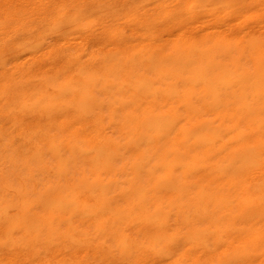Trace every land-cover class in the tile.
I'll return each mask as SVG.
<instances>
[{"label":"bare ground","instance_id":"1","mask_svg":"<svg viewBox=\"0 0 264 264\" xmlns=\"http://www.w3.org/2000/svg\"><path fill=\"white\" fill-rule=\"evenodd\" d=\"M58 1L54 2L55 5L61 4ZM161 1L163 2V0ZM161 1L159 0L155 4L154 0L155 5L151 10L149 7L143 10L138 9L140 4L135 7L131 3L132 0H120L121 5L110 7L116 11H113L116 13L115 16L123 8L126 10L123 11L124 14L121 11L120 13L123 15L120 14V16L126 17L124 19L127 24L131 22L132 27L123 28V30L128 34H130L129 32L132 34L133 29L136 28L139 29V32L140 29L144 30L148 36L146 37L144 33L143 36L146 37L144 39L149 40L144 44H140V40L134 35H127L122 29L115 28L112 23L114 21L109 19L114 18L115 20L114 14L111 13L110 16L113 18L107 16L105 18L107 21L103 26H106L105 23L108 21H112L109 24L113 26H109V24L104 26L105 32H99L101 33L99 34L95 31L97 28L94 25L100 23L95 22L93 26L96 29L94 30L93 27L90 29H93L97 35L95 32V35H91L93 32L90 34V29H87L88 32L84 34V37L85 35L88 37L89 34L93 37L89 41L90 35V37L82 39L83 44L86 45L90 42L92 45V51L87 53L90 57L86 62L83 61L84 57H82L83 60L80 59V56L76 58L77 56L75 57V54L70 52L74 49L71 48V45L69 51L62 52L61 50L60 54L55 48L54 51L57 55L51 50L56 58L59 57L61 60L63 55L62 57L66 60V62L57 60L63 65L58 67L59 63L55 64L56 71H64L71 65L72 73L74 72L73 74L77 77L78 74L81 77L84 74L86 76L90 74L82 81L78 80L77 83L71 80L68 83L69 89L77 87V84V90L81 91L89 84L95 87L103 82V91L109 86L110 91L120 95L119 110L125 118L124 128L129 141V149H127L130 150L131 156L129 158L128 154L127 157L130 159V174H132L128 181L130 189L123 195L125 209L106 211L109 206L105 200H101L92 205L93 208L98 209V214L89 216L86 211H83V204H75L73 207H69L68 216H53L49 213L48 216H41L46 220L41 224L31 222L20 226L21 237L19 240H27L33 250H37L41 246L49 250L52 247L55 248L57 252L50 257H52V261L55 259L60 264H91L93 260H96L94 258L96 255L105 259L115 250L103 242L93 244L92 236H96L95 239L100 236H103L104 239L110 237L114 241L117 251L127 257L128 264H137L138 257H140V264H159L158 262L160 264H264V186L251 191L248 188L253 179L264 180V0H226L227 7L219 15L216 14V9H207L203 6L207 0H194L203 7L201 6V9L193 12H190L188 8V11H185L189 1L186 5L184 4L186 2H183L185 0H176L179 4L175 5L176 7H168L169 10L162 5ZM15 2L11 4H15ZM17 2L22 1L17 0ZM83 2L88 3L86 0H83L82 4ZM101 2L97 3V10L102 9ZM27 3L32 5L35 2ZM165 3L168 4V0L164 1ZM21 4L16 5L24 6ZM40 5L38 4L39 7ZM52 5L51 7L54 8ZM95 5V3L92 4V7ZM38 6L36 5V8L33 5L36 10L39 8ZM41 6L43 8V5ZM65 7L68 8L67 5ZM3 8L5 7L3 6ZM5 9L3 11L8 10ZM14 9L17 10L15 13L19 10ZM30 9L32 10L31 7ZM45 10L41 12L46 13ZM72 11L69 12L71 16L73 15ZM34 12L36 17L38 13ZM82 12L86 11L82 10ZM5 13L7 15V12ZM20 14V12L19 15L16 14L19 19ZM90 14L84 16H87L86 18L89 20ZM53 15L54 18L57 13L54 12ZM8 16L6 17L8 18ZM44 16L43 14V19ZM46 16L49 17V15ZM38 17L40 19L41 16L38 15ZM52 17L47 19L51 22ZM65 17L64 15L63 19ZM83 17L81 18L85 19ZM121 17L120 19H122ZM29 18L31 19L32 16ZM162 18L165 20L163 23H161ZM9 20L8 22L11 21ZM137 21L139 22L136 23ZM99 22L101 21L99 20ZM158 22L164 26L162 30ZM198 22H202L200 24L206 27L203 28L209 30H205L206 32L202 30L198 27ZM26 24L25 22L23 25L26 26ZM48 24L50 25V23ZM172 24H174L172 28L175 27V24L178 25L176 26L178 28L176 36L172 35ZM69 26L70 30L76 27L74 23ZM85 27L87 26L85 25ZM13 28L15 29V27ZM243 28L247 29L243 32L246 36V44L240 47L238 41L239 46L237 47L234 39L241 41L238 35L239 31L242 33ZM44 30L46 29L44 28ZM75 31L78 34V40L79 30ZM165 33L167 37L163 39L162 36ZM9 34L7 36L10 37ZM7 36L1 37L2 40L5 38L4 40L7 41ZM22 39L24 38L22 37ZM64 39L60 40L65 41L67 38ZM11 41L14 46V40ZM30 41L27 45H30ZM78 41L79 44L73 43L80 46L81 41ZM5 43L2 47L7 46L8 49L9 46ZM55 43L58 42L55 41ZM52 44L54 45V40ZM52 44L51 46H53ZM107 46L110 48H106ZM10 47L12 48V46ZM59 47L61 49V46ZM83 48L85 49V47ZM83 48L81 49L84 50ZM76 51L78 52V50ZM51 52L48 53L51 54ZM86 52L84 56H86ZM13 53L16 54L15 51ZM37 56L42 58L39 54ZM42 56L44 57V55ZM52 58L50 57V59ZM40 59L39 63L42 61ZM49 63L51 65V62ZM32 64L36 63L33 61ZM46 64L42 63L43 66ZM36 66V68L39 67L38 64ZM49 69L54 70V67ZM49 69H46L48 73ZM37 70L40 72L41 69ZM53 70L50 71L55 72ZM100 75L105 76V79L100 80ZM118 75L120 77L124 75L126 78L123 77L124 79L119 82L117 81ZM54 77L56 78V76ZM107 77L112 79L108 80ZM21 85L20 82H12L11 89H16ZM84 92L81 91L75 95L82 96ZM79 96L67 100V103L69 106H75L78 111H84ZM114 109L112 104L109 105L110 115L113 114ZM70 117H72V121L75 120V116L74 118L69 116L68 122L71 121ZM66 119L68 118L66 117ZM77 122L76 120V126ZM59 126L61 127V125ZM83 126H86L85 123ZM89 131L86 132L90 135ZM91 132L93 133V131ZM87 134H84L81 140L87 148H78V151L95 166L101 160L100 156L107 150L108 145L104 142L103 135L100 140L103 143H100V141L96 142V139L93 140L94 142H90L91 136L88 137ZM27 148L29 149L30 146ZM14 151L17 154L16 150ZM34 154L37 155L35 152ZM18 157L21 160L20 164L29 169L26 164L27 154L20 151ZM92 191L89 192L92 193ZM92 194L94 195V193ZM15 227V217L7 216L0 208V234L4 233L7 236V242L11 245L15 244L11 236ZM127 229L132 230L137 237H140V245H136L124 237ZM76 246H80L77 255H75ZM18 247L20 249V246ZM31 248H28V251ZM88 248L93 250L92 257L86 259L85 253ZM17 249L15 250L17 251ZM19 249L16 252L13 248L15 253L20 252ZM62 249L66 251L67 257L60 256L59 252ZM15 253L13 252V254ZM18 255H14V257L17 258ZM3 256L5 257L4 254ZM17 259L19 262L20 260L27 262L22 256ZM29 259L31 258L29 257L27 260ZM37 259L40 262L39 256ZM6 264H8L7 260ZM26 264L31 263L27 262Z\"/></svg>","mask_w":264,"mask_h":264},{"label":"rangeland","instance_id":"2","mask_svg":"<svg viewBox=\"0 0 264 264\" xmlns=\"http://www.w3.org/2000/svg\"><path fill=\"white\" fill-rule=\"evenodd\" d=\"M0 1H1L0 2V6H1L0 7V13H1L0 14V41L2 40L3 37L7 36L9 34V32H11L9 34L10 37L9 36L6 37V40L10 44L5 43V42H7L4 40L5 38L2 40V42H0V44H1L0 45V99H1L0 100V123H1L0 124V137H1L0 138V208H1V211L4 212L7 216H14L15 221H16V227L14 228V232L11 235L13 238L12 240L15 241V244L11 245L10 243L7 242V236H5L4 233L0 234V236H1L0 256L2 255L0 257V264H6V260H7L8 264L10 263L11 260L12 261L10 264H15V263L19 264L21 262V260H20L21 258L19 259L20 262L18 261L17 258H19L21 256L23 257L24 260H26L28 263H31V264H40L42 261H44L45 263L42 262L41 264H46V263L47 264H60L54 258H53L54 260L52 261V257H50V255L55 254L57 252V250L55 248L52 247L49 250V249H46L44 246H41V247H39V249L37 248V250H33L31 248L32 245L29 242H27V240L20 241L19 240V238L21 237L20 226H22L24 224L31 223V222L41 224V223H43V221H46L44 219L45 217H41V216H48L49 213L52 214L53 216H68L69 215V207L70 206L73 207L75 204L76 205L83 204L84 205V206H82L83 211H86L89 216H95L98 214V211H97L98 209L93 208L92 205L96 201H101V200H105L107 203V206H109L108 209L106 208L107 209L106 211H108L109 209H111V210L113 209L114 211L123 210V209H125V202H124L123 195L125 192H127L130 189V187L128 185V181L131 179L132 174H130L131 173L130 161H129L130 159H128V157H127L128 154H129L128 155L129 158L131 156H130V150H128L129 149L128 148L129 141H128V138L126 135V130L124 128L125 118L123 117L122 112L119 110L120 95L113 92V91H110L109 86H107L105 88V90L103 91V89H102V86H104L103 82H101V84L96 85L97 87L96 86L92 87L89 84L86 88L81 90L83 92L85 91L82 96H79V94L75 95V93L81 92L80 90H77L78 85L76 84L77 87H74L73 89H69L68 83L71 80L74 81L75 83L82 81L83 79L88 77L90 74L88 76H86V74H84V75L81 74L83 78L78 74V77L80 76V78L78 79L77 75L73 74L74 72L72 73L73 67L71 65L68 66L64 71H56L57 66H54L55 64L57 65V63L62 62L63 60L66 62L64 57H62L63 55L61 56V60L59 57L56 58V55H57V53L60 54L61 50H62V52L69 51V48L72 46L71 48H74V49H72L73 51L70 50V52L75 54V57L77 56L76 58H79V56L81 57L80 59H82V60L85 58V60H83V61L86 62L88 60V57H90V56H88V54H89V52L92 51V45L90 42H88V44L86 43V45L83 44L84 41L82 42V39L87 37L86 35L84 37V34H86L90 28L93 27V29H94V26H95L97 28V30H95L96 28L94 30L97 33H99V32L104 33L105 32L104 28L109 23H111L112 21H114L112 23H114L115 28L122 29V30H123V28L127 29L129 27H132V23L129 22L128 23L129 25H128L127 21L124 19L126 17L122 16L125 13L123 11H126L124 8L121 10L123 14L120 13L121 11L119 13H117V16H120V14H122L121 15L122 17L121 16L120 17L124 21L122 19H120V17L115 16L116 13H114V12H116V11H114V10H112V8H110L114 5H116V6L121 5L122 3L120 2V0H109V1L103 0V2H101L102 0L101 1L99 0V2H97V0H91V1L86 0L89 3L88 8H87V6H88L87 2H83V4H82L83 0L82 1L81 0L80 1L79 0H76V1L67 0L69 2V4L67 1L64 2L65 0H62L63 2L61 0H59L62 5L60 3L59 4L62 7L58 3L56 4L57 6L55 5L54 2H57L58 0H55V1L45 0V2H44V0H42V1L30 0L33 3L34 2L37 3V4L34 3L32 5L27 3V2H30L29 0H26V1L25 0L24 1L18 0V1H22L19 3L17 2V0H9V1L8 0H6V1L0 0ZM14 1H16L15 4H11ZM50 1H52L53 3H51ZM70 1H71V3L74 1L72 3L73 5L70 3ZM77 1H78V4H76ZM132 1L133 2H131V3H133V6H135V7L140 4L139 5L140 7L139 6L137 7L138 9L140 8V10H143L144 8L146 9L147 7H149V9L151 10L154 7V5L157 3V1L159 2V0H155L156 2L154 4V0H132ZM164 1H167V0H163V2L161 1L163 3L162 5L165 6L166 8H168V7L171 8V6L176 7L179 4V2H177L176 0L175 1L172 0L171 3H170V0H168V4L167 3L164 4ZM188 1H189V4L187 5ZM48 2L51 4H49ZM93 2L96 5L92 7V4L94 5ZM96 2L98 4H100V2H101V4L103 5L102 9L97 10L96 6H98V4ZM109 2H110V4H109ZM183 2H186L184 4L187 5L186 10H185L186 12L188 11V9L190 12H193L194 10L198 11L199 9H201V6H202V5H200L199 2L197 3L194 0L193 1L192 0H185ZM183 2H181V3H183ZM40 3H41V5H43V8L40 5ZM64 3H67L66 5L68 8L65 7L66 5ZM85 3H87V4H85ZM16 4H21V5L24 4L25 7L19 6ZM38 4L40 5L41 8L38 6ZM52 4L54 5V8L56 6L57 9L56 8L54 9L53 7H51ZM74 4H76V5H74ZM226 4H227L226 0H207L203 6L207 9H216V14L219 15L221 13V11L227 7ZM33 5H35V7L37 5L40 8V12L45 10L46 8H48V9H46L47 11L45 10L46 13H43V12L40 13L39 8L36 10L37 7L35 8V7H33ZM3 6L8 10L3 8ZM29 6L32 8V10L30 9ZM11 7H13V8H11ZM44 7H46V8H44ZM122 7H124V6H122ZM14 8H17L20 11L18 10V12L15 13L17 10L15 11ZM169 8H168V10H169ZM4 9L6 11H3ZM11 10H12V12H11ZM52 10L55 13H57V16H55L56 18L52 17V16H54L53 15L54 12ZM58 10H59V14H58ZM64 10H66V11L64 12ZM71 10H73L72 16H71V13H69V12H71ZM82 10L86 11L87 13L82 12ZM34 11H37V13H38V14L36 13L37 14L36 17H38V15H40L42 18L41 17H40V19H39V17L36 18ZM5 12H7V15ZM19 12L21 13L20 16L23 19H25L26 21L23 19L21 20V17L19 19V16H16V14L19 15ZM47 12H48V14H47ZM60 12H62V13H60ZM88 12L91 13L89 16H91V17L94 16L95 18L89 17V20H88V18H86L88 16L87 14H89ZM93 12H95V13H93ZM4 13H5V15H2ZM10 13L14 16H10L11 15ZM92 13L95 15H93ZM111 13H112V15L114 14L115 20H114L113 16H110ZM8 14H9V16H8ZM28 14H30V15H28ZM43 14L45 15L44 19L47 17L46 15H49V17H52V21H51L52 24L49 21V19H50L49 17H47L49 19H47V18H46V20L43 19ZM83 14L87 15V16L85 17ZM201 14L202 13H200V15ZM64 15L66 17L63 19ZM6 16H8V18ZM31 16H32V18L30 19L29 17H31ZM107 16L112 17L113 19L108 17L112 21H108V23L106 22L105 23L106 26L104 25L105 26L104 27L103 24L105 21H107V19H105V18H107ZM81 17L85 18L87 21L85 19H82ZM4 18H6V19L3 20ZM28 18H29V20H28ZM7 19L8 20L10 19L11 21L9 20L10 22H8ZM13 19H14V21H13ZM118 19H119V21H118ZM64 20H66V21H64ZM99 20L103 23L99 22ZM162 20H163V18H162ZM162 20H159V21H162ZM12 21H13V23L11 24ZM23 21H25L28 25L26 24V26H24L23 24H25V22H23ZM33 21H35V22H33ZM42 21H43L44 25H43ZM164 21L165 20H163L161 23H163ZM21 22H23V23H21ZM47 22L50 23V25ZM95 22L98 24L100 23V24L94 25ZM138 22L139 21H137L136 23H138ZM141 22H143V21H141ZM32 23H33V25H32ZM72 23H74L76 27L74 29L70 30L69 25ZM198 23H196V25H198ZM200 23H202V22H200ZM200 23H199L200 26L198 25V27H200L204 31L209 30L208 28L204 29L206 27H204ZM10 24L13 26H11ZM29 24H31V25H29ZM101 24H102V26H100ZM121 24H122V26H121ZM158 24L160 25V22H158ZM85 25L87 27H85ZM173 25L174 24L171 25V28L173 27ZM109 26H113V25L109 24ZM176 26H178V25L175 24V27L171 29L173 32L172 35H174V36H176L178 33V31H177L178 28H176ZM13 27H15V29ZM163 27L164 26L160 25L161 30L163 29ZM44 28L46 30H44ZM82 28L85 30L84 31L85 33L83 32ZM245 28H247V27H245ZM245 28L242 29V33H241V31H239L238 36L241 38V41L239 39H236V38L234 39V40H236L235 45L237 47L239 46V42H240V47L246 44V36H245V33H243L247 30V29L244 30ZM23 29H24V31H23ZM76 29H77V31L79 30L78 33L80 35H79L78 40L81 41L80 42L81 48L85 47V49L83 48L84 50H82L80 48V46L75 45L76 43L79 44V41L77 40L78 34L75 31ZM93 29L89 30L90 34L93 32V34H91V35H95V33H96L95 31H93ZM99 29H100V31H99ZM173 29H174V31H173ZM41 30H42V32H41ZM56 30H58L57 33H56ZM80 30H82V31H80ZM12 31H14V32H12ZM39 31L41 32V35H40ZM123 31H124V33H126L125 30H123ZM46 32H48V33H46ZM6 33H7V35H5ZM97 33H96V35H97ZM101 33H99V34H101ZM129 33L130 34H128V32H127L126 34L127 35H134L135 37H137V39L140 40V44H144V42L146 43L149 41L147 39H144L148 36H147V33L142 29H140V32H139V29L136 28L135 30L133 29L132 34H131V32H129ZM143 34L146 37H144ZM23 35H25L26 37ZM89 35H88V37L91 36V35L90 36ZM136 35H138V36H136ZM22 37L24 39H22ZM166 37H167V35L165 33L162 36V38L166 39ZM239 37H237V38H239ZM26 38H29V39L27 40ZM64 38L65 39L67 38V39L65 40ZM91 38L93 39V37L91 36L90 39L88 38V41L91 40ZM10 39L14 40L13 41L14 46L11 43L12 41ZM20 39H21V41H20ZM60 39H64L65 41H62ZM75 39L77 40V42ZM53 40H54V45L52 44ZM28 41H30L29 42L30 45H27ZM55 41L58 43H55ZM70 42H72V43L70 44ZM73 42H76V43H73ZM4 43L6 45L8 44L9 47L12 46V48L8 47V49H7V46L2 47ZM51 44L53 46H51ZM55 44H57L58 46ZM63 44L64 45L66 44V45L64 46ZM25 45H27V47H25ZM48 45H49V47H48ZM22 46H23V48L21 49ZM59 46H61V49ZM55 48H56L57 53H56V51H54ZM75 48H77V49H75ZM89 48H91V49L89 50ZM106 48H110V46H107ZM46 49L48 50L49 53L51 52V50L54 51L56 53V55L54 54V52L53 53L51 52V54H49L48 52H46L47 51ZM59 49H60V51H58ZM76 50H78L79 53ZM13 51H15L16 54H14ZM44 51H45V54H43ZM85 52H86L87 58H86V56H84ZM29 54H31V55H29ZM38 54L40 55V57H42L41 59L38 58V56H37ZM41 54L44 55V57ZM46 54H47V56H46ZM48 56H50L51 58L53 56V58L50 59V57H48ZM34 57H37V58H34ZM82 57H84V58H82ZM21 58H24V59H21ZM32 58H34L33 61L36 64H32L33 63V61L31 62ZM43 58H44V61H43ZM39 59L42 60L43 62L40 61V63H39L38 62ZM48 59H50V60H48ZM54 59H56L55 61H57V60L58 61L60 60V61L59 62L57 61L55 63ZM47 61H48V63L51 62V65H53V66L49 65L50 63L48 64ZM89 61H91V60H89ZM30 62H31V64L29 65ZM41 62L43 64L47 63L46 65H44L45 67L42 65ZM65 62H63V63H65ZM37 64L39 67H42V68H39V67L36 68ZM61 64L59 63L58 67L61 66ZM33 65H34V67H33ZM5 67L8 69L6 70ZM52 67H54V70L49 69ZM33 69H36V70L34 71ZM37 69H41L40 72ZM46 69H49V73H48V71H46ZM10 70H11V72H10ZM50 70H53L55 72H52ZM38 73H39V75H38ZM55 74H57V75H55ZM72 74H73V77H72ZM53 75L56 76V78ZM122 76L124 78H126V76H124V75H122ZM123 77H120V75H118L117 81L120 82L122 79H124ZM74 79H76V80H74ZM99 79L104 80L105 76L103 77L102 75H100ZM107 79L111 80L112 78L107 77ZM56 80L58 81V84H57ZM12 82H20V83H22V85L17 87L16 89H11ZM106 84H108V83H106ZM40 86H41V88H40ZM108 90H109V92H107ZM74 91H76V92H74ZM72 92H73V94H72ZM76 96H79V99L81 98L79 101H81L82 106H83L82 108H84V111H82V110L78 111V110H76L75 106H73V105L69 106L68 105L67 100L76 98ZM111 104H112V106L115 107L112 115H110V111H109V105H111ZM26 106H28V107H26ZM60 116H62V117L59 118ZM69 116H73V118L75 116V120L73 119V121H72V117H70L71 121L68 122L67 120H69ZM90 116L95 118V119H92ZM114 116H115V118H114ZM66 117L68 119H66ZM121 117H123V118H121ZM37 118H38V120H37ZM30 120H32V121H30ZM76 120L78 121L77 126H76ZM83 120H84V122H83ZM28 121H29V123L30 122L33 123V121H34V123L29 124V123H27ZM117 121H118V123H117ZM74 122H75V124H73ZM87 122H89V123H87ZM62 123H63V125H62ZM84 123L86 125L85 127L83 126ZM19 125H21V126H19ZM59 125H61V127ZM90 125H91L92 129H91ZM25 128H26V130H25ZM79 130L82 132L84 131L83 135L87 134L86 131L90 130L89 131L90 135L87 134L88 137L91 136L90 137L91 139L89 138L90 142H92L95 139L97 140L96 142L102 140L101 136L103 135L102 138H103V140L105 139L104 142L108 145V148L106 150L107 152L105 151L104 154L100 156V158L101 157L102 158L95 166L90 161H88L85 157H83L78 151V148H81V149L87 148L81 142L83 135H82V132H80ZM91 131H93V133ZM74 133L76 136L77 135L78 136L76 137L74 135ZM22 135H23V137H22ZM25 138H26V141H25ZM100 143H103V142L100 141ZM29 146H30V148H29L30 150L27 148ZM13 149L16 150L17 154H15V151ZM20 151L25 152L27 154L28 160H27L26 164H28L29 169L24 168L20 164L21 160L18 157V153ZM126 151L128 152L127 154H126ZM34 152L37 154L36 155L37 157L35 156ZM78 156H79V159H77ZM88 163H91V164L89 165ZM74 164H76V165H74ZM79 166H81V167H79ZM76 179H77V182H76ZM258 182H260V183H258ZM78 183H80V184H78ZM260 186H264V180L253 179L252 181H250L248 188L251 191L255 188H259ZM89 191H92V193H94V195ZM16 192H18V193H16ZM87 192L91 193V195H89V193H87ZM40 218H42V219H40ZM130 227L133 228L131 225H130ZM94 237H96V236H94ZM94 237L93 236L91 237L93 244L97 243V242H99V243L103 242L105 245H108L110 247L112 246V248L115 250H113L111 252V254L109 256H107L105 259H101V258H99V256L96 255V257H94L96 260H93V262L91 264H128L127 257L124 254L122 255L121 253H119L117 251L116 247L114 246V241L110 237H108L107 239H104L103 236L102 237L100 236L97 239H95ZM124 237L129 239V241L133 242L134 244L140 245V237H137V235H135L132 232V230L127 229L124 233ZM17 245L20 246V249ZM13 248H14V250L16 248H18L20 252L15 253L16 250L14 251ZM28 248H31L30 251H28L29 250ZM76 248H77V250H76L75 255H77V253L80 251V249H79L80 246H76ZM18 249H17V251H18ZM92 251H93L92 249L88 248L87 252L85 253L86 259H88L90 256L92 257V255H91ZM9 252L12 255H10ZM13 252L15 254H13ZM28 252H30L31 254L29 253V255H28ZM51 252H53V253H51ZM59 253H60V256H64V257L68 256L64 249H62V251L60 250ZM3 254L5 255V257L3 256ZM20 254H21V256H20ZM32 254H34V255H32ZM72 254H70V255H72ZM9 255L12 256L13 258L10 257ZM14 255L15 256L18 255L19 257L16 258V257H14ZM28 256L31 259L27 260L29 258ZM38 256H39L40 262L37 259ZM7 257L11 258L10 261H8L9 258L5 259ZM34 257H35L36 261L34 260ZM40 257L41 258L44 257L45 259L44 258L41 259ZM139 258L140 257H138V260H137L138 262L136 261L137 264H140ZM14 261H16V262H14ZM50 261L53 263H51ZM27 262L22 261L20 264H26ZM158 263L160 264V262H158Z\"/></svg>","mask_w":264,"mask_h":264}]
</instances>
